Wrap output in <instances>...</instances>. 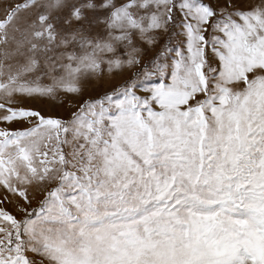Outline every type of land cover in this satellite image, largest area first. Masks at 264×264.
<instances>
[{
  "label": "snow or ice",
  "instance_id": "snow-or-ice-1",
  "mask_svg": "<svg viewBox=\"0 0 264 264\" xmlns=\"http://www.w3.org/2000/svg\"><path fill=\"white\" fill-rule=\"evenodd\" d=\"M0 264H264V0H0Z\"/></svg>",
  "mask_w": 264,
  "mask_h": 264
},
{
  "label": "rangeland",
  "instance_id": "rangeland-1",
  "mask_svg": "<svg viewBox=\"0 0 264 264\" xmlns=\"http://www.w3.org/2000/svg\"><path fill=\"white\" fill-rule=\"evenodd\" d=\"M37 106H39V105H37ZM45 111H48V112L55 114L56 112L59 111V109L56 107H53V106H48L47 108H45Z\"/></svg>",
  "mask_w": 264,
  "mask_h": 264
}]
</instances>
